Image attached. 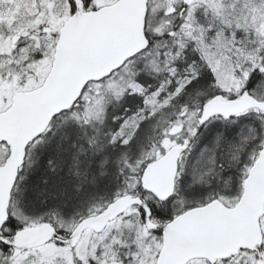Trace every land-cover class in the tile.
<instances>
[{"label": "snow or ice", "instance_id": "snow-or-ice-1", "mask_svg": "<svg viewBox=\"0 0 264 264\" xmlns=\"http://www.w3.org/2000/svg\"><path fill=\"white\" fill-rule=\"evenodd\" d=\"M0 264H264V0H0Z\"/></svg>", "mask_w": 264, "mask_h": 264}]
</instances>
